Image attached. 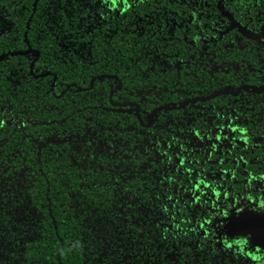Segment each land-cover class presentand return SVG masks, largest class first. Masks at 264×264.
I'll use <instances>...</instances> for the list:
<instances>
[{"label": "trees", "instance_id": "trees-1", "mask_svg": "<svg viewBox=\"0 0 264 264\" xmlns=\"http://www.w3.org/2000/svg\"><path fill=\"white\" fill-rule=\"evenodd\" d=\"M240 11L0 0V264H264L225 225L264 214V89L211 98L264 76Z\"/></svg>", "mask_w": 264, "mask_h": 264}, {"label": "flooded vegetation", "instance_id": "flooded-vegetation-1", "mask_svg": "<svg viewBox=\"0 0 264 264\" xmlns=\"http://www.w3.org/2000/svg\"><path fill=\"white\" fill-rule=\"evenodd\" d=\"M239 6L241 8V11H243L241 13L243 17L241 21L243 23H245V19L247 18V15L249 13L253 14V16L250 17L249 21L247 22L245 26L248 29V31L244 30V27H241L242 33L245 34L246 37H248L249 39H252L255 42H258V44L264 49V0H239ZM254 58L256 60L257 65L260 66L261 57L259 55H256L254 56ZM253 69H254V73L252 75V78L248 79L250 80V82L246 83L244 80H242V82L238 84L236 91L232 86H226L224 90L215 92L211 98H215L218 94H224L227 92H230L233 95H237L239 92L242 91L243 88L253 90L255 93H258V94L262 92L264 89V84H261L260 88H257L256 86L257 83H254V82L258 81L257 80L258 77L263 78L264 76L256 74L257 72H260V70L258 69V66L253 67ZM245 75L247 76L248 74H245ZM200 99L205 100L206 98H200ZM195 100L196 99H192L190 101L184 102L182 107L188 104L194 103ZM137 111H138V107L136 108V114H137ZM153 113L154 115H156V109L153 111ZM230 128H231L232 133L235 135V137H236V133L238 134L244 133L243 128H238L235 125H231ZM233 130L235 131L233 132ZM246 209L253 211L252 209L244 208L238 211L236 214ZM253 212H256V211H253Z\"/></svg>", "mask_w": 264, "mask_h": 264}, {"label": "water", "instance_id": "water-1", "mask_svg": "<svg viewBox=\"0 0 264 264\" xmlns=\"http://www.w3.org/2000/svg\"><path fill=\"white\" fill-rule=\"evenodd\" d=\"M225 225L228 237L243 234L250 238L251 245L264 248V214L246 209L230 216Z\"/></svg>", "mask_w": 264, "mask_h": 264}]
</instances>
